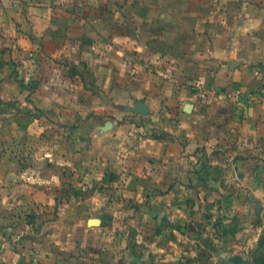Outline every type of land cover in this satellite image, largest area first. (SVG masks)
Returning <instances> with one entry per match:
<instances>
[{
  "label": "crops",
  "instance_id": "crops-1",
  "mask_svg": "<svg viewBox=\"0 0 264 264\" xmlns=\"http://www.w3.org/2000/svg\"><path fill=\"white\" fill-rule=\"evenodd\" d=\"M263 87L264 0H0V264H127L143 204L259 152Z\"/></svg>",
  "mask_w": 264,
  "mask_h": 264
},
{
  "label": "rangeland",
  "instance_id": "rangeland-1",
  "mask_svg": "<svg viewBox=\"0 0 264 264\" xmlns=\"http://www.w3.org/2000/svg\"><path fill=\"white\" fill-rule=\"evenodd\" d=\"M165 21L157 26L162 34L151 39L165 43L156 47L168 53L176 51L179 45L174 44L185 34L169 32L171 23ZM252 148L237 144V176L209 182L203 174L193 179V188L176 209V222L169 220L168 211L149 210L152 203L143 204L140 212L137 207L141 224L126 229L140 235L139 241L129 243L139 258L130 256L127 264H264V145L258 153ZM49 168H54L52 163Z\"/></svg>",
  "mask_w": 264,
  "mask_h": 264
},
{
  "label": "built area",
  "instance_id": "built-area-1",
  "mask_svg": "<svg viewBox=\"0 0 264 264\" xmlns=\"http://www.w3.org/2000/svg\"><path fill=\"white\" fill-rule=\"evenodd\" d=\"M197 88L200 91L201 96L202 97H205L206 96V91H205V88H204L203 84L202 83H199L197 85Z\"/></svg>",
  "mask_w": 264,
  "mask_h": 264
},
{
  "label": "water",
  "instance_id": "water-1",
  "mask_svg": "<svg viewBox=\"0 0 264 264\" xmlns=\"http://www.w3.org/2000/svg\"><path fill=\"white\" fill-rule=\"evenodd\" d=\"M145 108H143L142 110L144 111Z\"/></svg>",
  "mask_w": 264,
  "mask_h": 264
}]
</instances>
